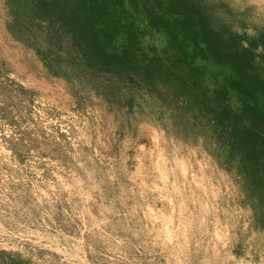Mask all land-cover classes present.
Wrapping results in <instances>:
<instances>
[{
	"label": "rangeland",
	"instance_id": "1",
	"mask_svg": "<svg viewBox=\"0 0 264 264\" xmlns=\"http://www.w3.org/2000/svg\"><path fill=\"white\" fill-rule=\"evenodd\" d=\"M161 2L207 31L217 68L220 21L264 24L262 3ZM195 115L168 83L98 62L60 0H0L1 261L264 264L241 179Z\"/></svg>",
	"mask_w": 264,
	"mask_h": 264
},
{
	"label": "trees",
	"instance_id": "2",
	"mask_svg": "<svg viewBox=\"0 0 264 264\" xmlns=\"http://www.w3.org/2000/svg\"><path fill=\"white\" fill-rule=\"evenodd\" d=\"M60 1L103 66L119 75L164 81L189 101L200 114L195 115L199 127L217 135L226 164L240 177L252 227L264 231V103L248 99L230 73L206 62L207 31L192 17L168 16L169 7H158L161 0ZM141 17L148 20L146 28ZM153 31L165 37L161 47L153 42L143 45ZM0 264L25 262L8 256Z\"/></svg>",
	"mask_w": 264,
	"mask_h": 264
},
{
	"label": "crops",
	"instance_id": "3",
	"mask_svg": "<svg viewBox=\"0 0 264 264\" xmlns=\"http://www.w3.org/2000/svg\"><path fill=\"white\" fill-rule=\"evenodd\" d=\"M246 2L252 8L261 3L264 7V0ZM228 20L222 25L219 22V70L230 73L248 99L264 100V24L258 25L254 17Z\"/></svg>",
	"mask_w": 264,
	"mask_h": 264
}]
</instances>
